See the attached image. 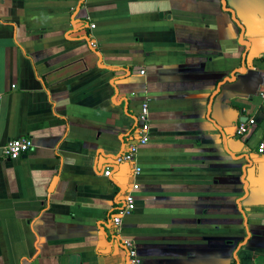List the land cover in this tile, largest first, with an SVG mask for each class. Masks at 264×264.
<instances>
[{
  "label": "crops",
  "instance_id": "obj_1",
  "mask_svg": "<svg viewBox=\"0 0 264 264\" xmlns=\"http://www.w3.org/2000/svg\"><path fill=\"white\" fill-rule=\"evenodd\" d=\"M263 92L264 0H0V264L125 263L114 159L145 100L142 264H264V155L235 134L264 137Z\"/></svg>",
  "mask_w": 264,
  "mask_h": 264
},
{
  "label": "built area",
  "instance_id": "obj_2",
  "mask_svg": "<svg viewBox=\"0 0 264 264\" xmlns=\"http://www.w3.org/2000/svg\"><path fill=\"white\" fill-rule=\"evenodd\" d=\"M79 1L81 0H76V4ZM75 7L76 6H73L71 9H74ZM94 27V24L89 25L90 29H93ZM91 46L96 47V44L92 41ZM260 97L264 100V92L260 94ZM254 123L255 120L253 118H249L245 122H241L236 128L235 134L239 137H243L248 132L249 128L254 125ZM130 136V140L123 144L122 149L115 156L114 161L116 164L128 163L131 165V178L133 181L125 192L120 208L111 213L110 225L113 229L116 243L124 250V264H142L134 240L122 235L121 225L123 217L131 213L135 208V192L139 188L137 178L141 172V167L137 160L139 149L141 146L146 145L150 141V118L147 100L141 103L139 110L133 118ZM32 145V140L29 137L25 136L13 138L5 145L4 152L10 159H17L29 151ZM255 151L259 155H264V137L256 145ZM103 175L105 177L110 176L111 168H106L103 171Z\"/></svg>",
  "mask_w": 264,
  "mask_h": 264
},
{
  "label": "water",
  "instance_id": "obj_3",
  "mask_svg": "<svg viewBox=\"0 0 264 264\" xmlns=\"http://www.w3.org/2000/svg\"><path fill=\"white\" fill-rule=\"evenodd\" d=\"M245 122V121H244ZM257 129V125H253L248 132L242 137V141L245 142L246 141V145H247V149L250 151L252 149L255 148V146L257 145V143L259 142V140L261 139L262 135H263V129L259 127V132H258V138L256 139V141H249L248 139L250 138L251 133L255 132V130Z\"/></svg>",
  "mask_w": 264,
  "mask_h": 264
}]
</instances>
